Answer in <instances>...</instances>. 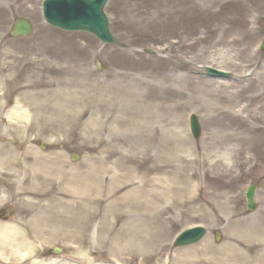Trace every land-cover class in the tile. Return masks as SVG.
<instances>
[{"label":"bare ground","instance_id":"bare-ground-1","mask_svg":"<svg viewBox=\"0 0 264 264\" xmlns=\"http://www.w3.org/2000/svg\"><path fill=\"white\" fill-rule=\"evenodd\" d=\"M175 1L184 8L170 11L158 0L156 16L166 19L149 22L183 27V52L174 62L170 55L154 58L156 68L139 64L142 80L120 74V83L105 85L70 73L65 81L61 70L33 67L13 83L14 103L8 104L0 76V173L18 189L0 192V204L16 205L10 218L0 219V264H264V249L248 259L233 244L172 245L173 225L184 217L204 222L210 212L238 213L234 198L215 194L210 185L229 187L242 165L256 155L264 159L260 64L248 61L232 82L195 77L192 68L202 54L215 69L241 68L233 47L248 42L251 31L241 35L247 39L229 40L228 28L214 25L220 10L209 17L194 13L189 1ZM222 1L206 0L209 7L235 3ZM135 36L151 39L153 31L137 28ZM8 53L2 48L1 70L17 79L21 70ZM159 66L164 69L157 74ZM191 107L207 127L222 124L206 130L200 144L180 120L182 108ZM34 132L47 134L52 145L75 136L88 151L83 164L60 160L58 151H38L30 141ZM107 134L113 141L107 143ZM13 137L21 150L6 143ZM17 157L24 166L15 180L5 169ZM258 225L264 228V214ZM56 242L65 256H44L45 246Z\"/></svg>","mask_w":264,"mask_h":264},{"label":"rangeland","instance_id":"rangeland-1","mask_svg":"<svg viewBox=\"0 0 264 264\" xmlns=\"http://www.w3.org/2000/svg\"><path fill=\"white\" fill-rule=\"evenodd\" d=\"M43 0H0V58L2 48L7 47L10 61L19 66L21 75L5 77L0 66V76L5 81L4 91H6V101L13 104L14 98V82L20 81L28 74L33 67L47 68L52 72L61 70V76L68 81L69 74L75 73L84 78H89L94 83H102L105 85L111 82L120 83V74L128 75L131 79L144 78L141 70L137 68L139 64L156 68L153 64L154 58L167 57L170 55L171 62L177 60L183 50L178 48V42L185 38L184 28L177 23L164 25L157 22H149L154 20H165L166 15L159 16L162 8L158 6V0H110L106 7L111 21V28L116 37L125 43V47H117L103 43L95 36L85 32H65L48 25L42 16ZM167 2L168 10L177 11L183 9L184 5H176L175 0H164ZM187 4H194V13L212 17L210 14L220 10L216 16V22L221 27L228 28L227 36L229 40L232 38L243 37V33L247 32L252 35L248 42H239L233 47L236 54H241L238 59L240 67L233 65L221 68V71L230 72L229 78L217 75H210L206 72V66L214 67L216 64L208 63L210 58L206 54H202L195 60L193 65V75L195 77L209 78L213 80H225L232 82L243 72V66L249 63L260 64L259 72L264 75V52L260 50V43L264 38V0H223L222 2L233 1V5H225L222 7L217 4L209 7L206 0H185ZM177 13V12H175ZM16 17H25L30 19L34 24V32L30 37L14 38L9 34V30L13 20ZM230 17V18H229ZM219 19H223L220 23ZM213 27V25L211 26ZM153 31L151 39L138 38L135 36V30ZM223 34V33H222ZM246 34V33H245ZM204 43L198 47L202 49ZM169 46V49H165ZM197 47V48H198ZM189 56H192L190 54ZM169 57V56H168ZM142 58V60H138ZM153 59V60H152ZM152 60V61H148ZM143 61V62H142ZM151 62V63H148ZM124 66H128L124 67ZM164 67L159 66L158 74ZM180 72L179 69H176ZM184 72V71H182ZM56 76V74H54ZM75 76V77H77ZM15 79V80H13ZM57 79V78H56ZM3 94V93H2ZM180 102H184L181 99ZM195 107L182 108L181 118L184 129L190 133V138L194 144H200L203 133L214 129H219L222 124H214L207 127L204 124V118L201 112L194 110ZM1 110V109H0ZM198 116L201 126V137L196 140L189 127V115ZM2 119V118H1ZM249 124L254 125L253 122ZM232 129V128H231ZM43 132V131H42ZM239 132V131H238ZM31 145L38 151L45 153L49 151H58L60 160L68 161L73 164H83L84 157L88 153L87 150L81 149L75 140L61 139L53 145L45 139L49 138L47 134H39L34 132L30 135ZM107 143L113 141L114 135L111 137L106 135ZM8 145L17 147L21 150V144L16 137L6 142ZM46 147H42V145ZM79 155L77 161H72L71 154ZM254 152H251L253 154ZM256 161H251L248 165L240 167V173L234 177H230L233 182L229 187L223 182H215L210 186L215 194H226L234 198L233 207L238 213L226 212L217 215L210 212V216L204 222L198 217H184L177 224L173 225V237L171 239L174 246L175 237L183 230L195 225H203L207 231V237L202 241H210L216 246H225L228 244L235 245L238 249H243V256L251 259L259 256L264 249L261 243L264 239V228L258 225L264 214V159L258 155L254 157ZM256 162V163H254ZM24 166L23 160L17 157L6 166L8 176L19 179ZM13 167L17 170L13 172ZM0 191L15 192L17 185L15 181H11L0 173ZM30 183V182H29ZM258 185L255 200L258 203L256 211L250 212L247 209V200L245 197L246 190L249 185ZM16 205L9 202L7 205L0 204V209L5 210L4 217L10 218L14 214ZM13 211V213H12ZM217 232L221 233L219 241L215 239ZM56 241H68L59 238ZM60 248V251H55ZM44 256L62 259L65 256V246L61 242H56L45 246Z\"/></svg>","mask_w":264,"mask_h":264},{"label":"water","instance_id":"water-1","mask_svg":"<svg viewBox=\"0 0 264 264\" xmlns=\"http://www.w3.org/2000/svg\"><path fill=\"white\" fill-rule=\"evenodd\" d=\"M109 0H44V17L50 25L67 31H84L95 35L105 43L124 47V44L114 37L111 32L109 19L104 12V7ZM33 31L31 22L25 18H16L11 30L15 37L29 36ZM264 50V40L262 43ZM208 72L219 76H229L230 73L207 68ZM191 129L196 138L200 136L201 129L198 118L191 116ZM76 159V158H74ZM257 185H250L246 192L247 208L254 211L257 203L254 199ZM206 229L202 226L189 228L180 233L175 241V246H184L202 240ZM220 238L217 233L216 239Z\"/></svg>","mask_w":264,"mask_h":264},{"label":"flooded vegetation","instance_id":"flooded-vegetation-1","mask_svg":"<svg viewBox=\"0 0 264 264\" xmlns=\"http://www.w3.org/2000/svg\"><path fill=\"white\" fill-rule=\"evenodd\" d=\"M1 182H0V186H1ZM1 189V188H0ZM4 214H5V210L4 211H0V218L3 219L4 218Z\"/></svg>","mask_w":264,"mask_h":264}]
</instances>
